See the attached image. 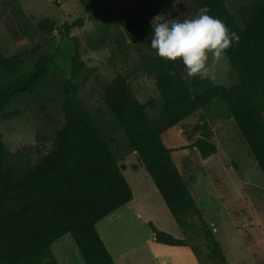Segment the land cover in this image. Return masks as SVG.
Returning a JSON list of instances; mask_svg holds the SVG:
<instances>
[{
	"label": "trees",
	"instance_id": "16d2710c",
	"mask_svg": "<svg viewBox=\"0 0 264 264\" xmlns=\"http://www.w3.org/2000/svg\"><path fill=\"white\" fill-rule=\"evenodd\" d=\"M138 1L137 10L146 19L166 5L162 0ZM205 5L210 15L221 19L240 37L238 43L225 50L237 77L234 83H205L198 75L189 76L179 60L157 56L150 48L151 26L132 13L121 17L122 33L126 40L141 44V66L154 78L162 107L156 118H150L146 107L152 102L140 103L122 73L102 84V100L184 236H189L191 229L189 218L200 223L206 251L201 254L197 245H189L199 263L204 264V258L227 264L161 136L218 98L264 176V0H252L250 5L243 6L239 11L241 22L224 0H180L171 19L192 18ZM83 25V17L63 21L59 26L46 17L36 23L40 32L55 30L61 40L69 37L73 42L69 77L63 83L60 104L63 123L55 130L51 148L37 160L30 147L11 151L0 138V264H57L51 245L65 234H70L85 264H115L96 224L131 201L133 194L123 175L125 167L117 163L94 118L77 96L76 80L85 65L78 39L70 32ZM5 27L13 38L27 34L28 17L24 10L12 9ZM109 39L101 31L86 42L92 50H98ZM40 48L36 44L33 49ZM57 50L55 47L52 53L39 56L30 74L0 85L1 118L11 115L5 108L15 97L31 93L47 77L55 66ZM0 65L8 73L14 70L11 59L1 54ZM187 76L193 87L189 86ZM197 128L203 129V136L210 135L205 126ZM193 146L203 157L216 150L206 139H197ZM150 228L159 243L187 245L184 239L152 223Z\"/></svg>",
	"mask_w": 264,
	"mask_h": 264
},
{
	"label": "rangeland",
	"instance_id": "374dc122",
	"mask_svg": "<svg viewBox=\"0 0 264 264\" xmlns=\"http://www.w3.org/2000/svg\"><path fill=\"white\" fill-rule=\"evenodd\" d=\"M162 1L165 7L146 19L137 10L138 0H0V54L11 59L14 69L8 73L0 65V85L30 74L39 56L58 48L55 66L47 77L31 93L20 94L9 103L5 108L11 113L8 118L0 117V138L6 147L11 151L30 147L35 160L51 148L55 130L63 123L62 88L69 77L73 54L69 37L61 40L55 30L40 32L36 23L46 17L59 26L66 20L84 18V25L70 32V36L78 39L80 58L85 65L76 80L77 96L94 118L117 163L125 167L123 175L133 194V201L96 224L116 264H154L146 248L147 241L154 238L150 223L176 238L183 237L188 246L197 245L201 254L206 251L200 223L189 218L191 229L189 236H184L102 100V84L122 73L140 103L152 102L146 107L148 116H158L163 102L154 78L141 66V44L125 39L120 20L123 15L134 13L146 19L152 28V20L158 14L173 17L177 3ZM224 1L239 22L240 9L252 3V0ZM19 7L28 17V33L13 38L5 24L10 11ZM101 31L110 41L104 48L92 50L86 40ZM36 44L41 48L35 51ZM236 78L225 55L216 64V80L205 79V83L229 86ZM187 81L193 87L189 76ZM197 126H205L210 135L203 136V129ZM161 137L171 149L172 159L219 242L227 264H264V176L221 100L214 99ZM197 139L214 144L215 152L203 157L193 146ZM51 250L57 264H85L70 234L56 240ZM203 262L219 264L204 258Z\"/></svg>",
	"mask_w": 264,
	"mask_h": 264
},
{
	"label": "clouds",
	"instance_id": "9594fccd",
	"mask_svg": "<svg viewBox=\"0 0 264 264\" xmlns=\"http://www.w3.org/2000/svg\"><path fill=\"white\" fill-rule=\"evenodd\" d=\"M209 13L210 9L205 5L192 18L168 19L158 14L152 20L150 48L161 58L179 60L189 76L198 75L200 79L215 81L216 64L225 56L226 49L239 42L240 37L221 19Z\"/></svg>",
	"mask_w": 264,
	"mask_h": 264
},
{
	"label": "crops",
	"instance_id": "0c3cea01",
	"mask_svg": "<svg viewBox=\"0 0 264 264\" xmlns=\"http://www.w3.org/2000/svg\"><path fill=\"white\" fill-rule=\"evenodd\" d=\"M131 201H133V198ZM146 248L154 264H200L188 245H168L151 238L147 241Z\"/></svg>",
	"mask_w": 264,
	"mask_h": 264
}]
</instances>
